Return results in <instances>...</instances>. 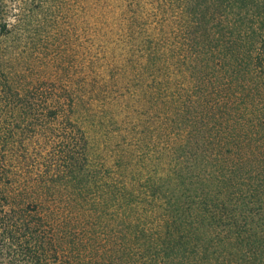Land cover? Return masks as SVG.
Listing matches in <instances>:
<instances>
[{
	"label": "trees",
	"instance_id": "16d2710c",
	"mask_svg": "<svg viewBox=\"0 0 264 264\" xmlns=\"http://www.w3.org/2000/svg\"><path fill=\"white\" fill-rule=\"evenodd\" d=\"M64 1L73 10L86 5L80 10L88 25L105 30L92 26V40L111 42L103 52L90 48L88 70L76 64L69 94L75 118L58 129L53 184L22 188L21 195H30L16 206L0 187V264H105L106 257L114 264L113 255L124 259L135 254L133 246L150 264H178L173 254L195 245L196 234H224L258 252L264 237L253 226L254 210L262 215L264 204L248 201L245 175L253 155L248 126L264 116V0ZM6 14L1 7L0 38L15 28L24 32V17L17 14L15 26ZM118 48L125 51L122 60L113 54ZM8 84L0 69V115L17 106ZM63 102L59 98L50 110L55 119L65 113ZM132 107L164 121L159 129L168 136L160 157L166 156V173L158 163L135 171L128 154L112 169L92 163L80 108L119 118ZM5 127L0 141L12 134ZM5 145L0 142V177L8 168ZM189 148L217 194L166 189V179H181ZM104 217L139 223L126 225L131 239L96 238L101 224L92 221Z\"/></svg>",
	"mask_w": 264,
	"mask_h": 264
},
{
	"label": "rangeland",
	"instance_id": "374dc122",
	"mask_svg": "<svg viewBox=\"0 0 264 264\" xmlns=\"http://www.w3.org/2000/svg\"><path fill=\"white\" fill-rule=\"evenodd\" d=\"M3 6L8 10L6 15L10 24L16 26L17 14L24 17V32L21 28H15L12 34L0 38V69L3 78L9 81V89L18 95L15 103L17 106L0 115V126L13 130L12 134L7 131L4 136L8 138L0 141L6 144L1 154L5 155L4 161L8 165L7 173L0 177V187L12 200L11 205L16 206L29 197L27 194L30 195L26 192L22 194L23 197L19 191L22 188L23 192L26 189L37 191L41 188L47 189L53 184L50 178H54L53 175L57 172V132L60 126L68 125L69 119L75 118L69 94L74 85L76 64L79 71L88 70L90 48H100L103 52L111 40L104 36L95 38L96 41L92 40V26H96L103 33L105 30L97 25H88L80 10H84L86 5L73 10L68 8L71 6L64 0H0V8ZM12 25L10 28H13ZM116 51L113 54L117 56H114L122 60L125 51H120L119 48ZM103 62L105 60L101 61L102 64ZM59 98L64 101L65 113L55 119L50 110ZM83 108H80L78 122L88 139L92 163L99 170L114 168L119 156L128 154L134 158L135 171L158 163L162 172L166 173V168L162 165L166 156L160 157L163 141L168 136L166 130L159 129L164 121L140 108H127L121 112L119 118L108 109L105 117L96 108L92 113L87 110L85 113ZM248 134L253 143V155L252 161L246 165L245 182L250 194L248 201L255 202L257 206L264 204V116L257 117L254 124L248 126ZM188 150L181 163L184 172L181 179H166V189L175 194H184L187 190L196 194L201 189L209 188L213 194H217L210 178L201 171L203 166L200 165L199 157L190 148ZM254 212L253 226L264 237V211L262 215L257 213V209ZM92 222L94 225L101 224L94 232L96 238H107L109 234L112 240L115 236L125 234L131 239L132 236L125 227L139 223L136 219L125 221L107 217ZM151 232L147 230L145 233ZM197 235L193 237L195 245L173 254L176 263L264 264V245L258 252L253 253L252 247L244 250L239 244H234L233 238L225 239L224 234L218 239L210 234H200L203 242L201 244L198 243L201 237ZM133 250L135 254L123 255L124 259H120V253L113 255L111 258H115L114 264H150L149 256L140 257L143 255L142 248L133 246ZM106 258L103 263L112 264Z\"/></svg>",
	"mask_w": 264,
	"mask_h": 264
}]
</instances>
